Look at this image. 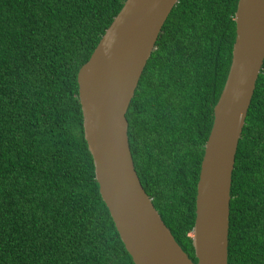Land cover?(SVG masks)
<instances>
[{"label":"trees","instance_id":"16d2710c","mask_svg":"<svg viewBox=\"0 0 264 264\" xmlns=\"http://www.w3.org/2000/svg\"><path fill=\"white\" fill-rule=\"evenodd\" d=\"M126 0H0V264H133L95 180L77 74ZM238 0H178L126 113L141 186L194 263L196 188ZM228 264H264V62L231 177Z\"/></svg>","mask_w":264,"mask_h":264},{"label":"water","instance_id":"95a60500","mask_svg":"<svg viewBox=\"0 0 264 264\" xmlns=\"http://www.w3.org/2000/svg\"><path fill=\"white\" fill-rule=\"evenodd\" d=\"M177 3L124 2L77 74L84 140L100 197L133 264H228L231 177L264 62V0H238L234 14L232 61L213 108L196 188L191 232L196 263L176 243L141 186L125 117L161 29Z\"/></svg>","mask_w":264,"mask_h":264},{"label":"bare ground","instance_id":"6f19581e","mask_svg":"<svg viewBox=\"0 0 264 264\" xmlns=\"http://www.w3.org/2000/svg\"><path fill=\"white\" fill-rule=\"evenodd\" d=\"M237 82H238V84H239V76H238V78H237ZM237 88H238V87H236V91H235L236 93H237Z\"/></svg>","mask_w":264,"mask_h":264}]
</instances>
